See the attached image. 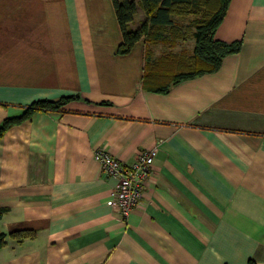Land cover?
I'll use <instances>...</instances> for the list:
<instances>
[{
	"label": "crops",
	"instance_id": "0c3cea01",
	"mask_svg": "<svg viewBox=\"0 0 264 264\" xmlns=\"http://www.w3.org/2000/svg\"><path fill=\"white\" fill-rule=\"evenodd\" d=\"M214 36L241 39L239 52L155 92L142 86L143 40L116 52L112 0H0V122L78 96L0 138V264H264V0H230ZM186 40L172 51H191ZM159 44L154 58L170 49ZM154 146L123 217L93 152L129 164Z\"/></svg>",
	"mask_w": 264,
	"mask_h": 264
},
{
	"label": "trees",
	"instance_id": "16d2710c",
	"mask_svg": "<svg viewBox=\"0 0 264 264\" xmlns=\"http://www.w3.org/2000/svg\"><path fill=\"white\" fill-rule=\"evenodd\" d=\"M230 0H112L121 30L122 42L118 54L128 53L135 42L145 43V61L142 86L155 92H167L171 85L182 80L216 71L226 55L239 52L241 39L226 42L215 38L214 33L222 21ZM144 18L135 28L130 26L137 8ZM193 38L191 51L183 48L173 52L177 41ZM167 44L158 57H153L152 46ZM77 95L58 98H38L26 104L19 115L7 116L0 122V138L13 124L29 118L37 111H56ZM3 210L0 209V217ZM29 230H13L10 237L29 236ZM7 234L0 231V247L6 243ZM245 264H256L248 258Z\"/></svg>",
	"mask_w": 264,
	"mask_h": 264
},
{
	"label": "built area",
	"instance_id": "2783aa9c",
	"mask_svg": "<svg viewBox=\"0 0 264 264\" xmlns=\"http://www.w3.org/2000/svg\"><path fill=\"white\" fill-rule=\"evenodd\" d=\"M156 146L141 150L135 159L126 164L113 156L108 150L97 148L93 159L107 176L115 178L107 204L116 207L125 217L129 211L141 202L144 183L151 175Z\"/></svg>",
	"mask_w": 264,
	"mask_h": 264
},
{
	"label": "rangeland",
	"instance_id": "374dc122",
	"mask_svg": "<svg viewBox=\"0 0 264 264\" xmlns=\"http://www.w3.org/2000/svg\"><path fill=\"white\" fill-rule=\"evenodd\" d=\"M183 42H184V43L186 42V44H188L187 40H185V41H183ZM177 43H178V46H179L181 42H180V41H177ZM164 45H167V44H163V46H164ZM157 46H159V48H160V47H163V46H161L160 44L157 45ZM178 46L176 45V47H178ZM188 46H189V45H188Z\"/></svg>",
	"mask_w": 264,
	"mask_h": 264
}]
</instances>
